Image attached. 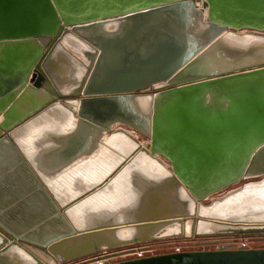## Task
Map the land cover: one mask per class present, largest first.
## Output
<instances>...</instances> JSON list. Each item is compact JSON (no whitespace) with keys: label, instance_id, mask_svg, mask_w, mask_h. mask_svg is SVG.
Masks as SVG:
<instances>
[{"label":"water","instance_id":"1","mask_svg":"<svg viewBox=\"0 0 264 264\" xmlns=\"http://www.w3.org/2000/svg\"><path fill=\"white\" fill-rule=\"evenodd\" d=\"M34 125L44 126L36 141L44 146L27 156L16 136ZM113 135L133 147L101 179L76 176L78 192L55 197L42 174L111 147ZM1 145L39 181L48 207L32 230L0 225V264H65L159 238L264 234V197L247 198L246 184L203 204L264 177V0H0ZM232 198L241 200L213 208ZM100 264H264V247Z\"/></svg>","mask_w":264,"mask_h":264},{"label":"crops","instance_id":"2","mask_svg":"<svg viewBox=\"0 0 264 264\" xmlns=\"http://www.w3.org/2000/svg\"><path fill=\"white\" fill-rule=\"evenodd\" d=\"M51 130L53 125L48 126ZM44 126L34 125L19 130L16 139L27 156L39 154L44 146L36 143L41 137ZM63 131L66 128L61 129ZM107 136V135H105ZM99 151V150H98ZM98 151L91 157H82V160L93 159ZM80 162L71 165L66 171L52 172L42 177L52 184L65 173L78 167ZM40 179V178H39ZM56 192L55 197L64 194L51 187ZM46 191L41 188L39 181L25 168L23 162L11 151L8 145L0 146V225L2 229L13 231H29L35 225H42L47 214Z\"/></svg>","mask_w":264,"mask_h":264},{"label":"rangeland","instance_id":"3","mask_svg":"<svg viewBox=\"0 0 264 264\" xmlns=\"http://www.w3.org/2000/svg\"><path fill=\"white\" fill-rule=\"evenodd\" d=\"M118 126L119 125H114L113 130L118 128ZM122 127L130 132L133 138H135L138 142L147 140L145 137L137 134L136 132H132L129 128L124 126ZM263 179L264 177L249 178L235 183L222 191L211 195L208 199L203 201V204H211L212 201L224 196L230 190L237 189L243 184L258 182ZM248 247H264V234L159 238L113 250H102L93 256L85 257L65 264H97V261L106 262L111 259L136 257L172 251Z\"/></svg>","mask_w":264,"mask_h":264},{"label":"bare ground","instance_id":"4","mask_svg":"<svg viewBox=\"0 0 264 264\" xmlns=\"http://www.w3.org/2000/svg\"><path fill=\"white\" fill-rule=\"evenodd\" d=\"M129 139L124 135H113L108 138V143L111 147H106L102 150H99L96 157L93 159H88L82 161L78 164V167L72 169L69 173H65L63 176L59 177L58 180L51 184L52 187L58 189V192L61 194L71 195L75 192H78L77 188L73 187V180L76 176H80L85 182H95L101 179L106 173H108L112 169L113 162L116 161V156L120 155L119 153H124L129 148L133 147V143L128 141ZM154 162V161H153ZM155 167L153 169L157 171L163 170L162 167L152 163ZM159 167V168H158ZM264 186V179L259 181ZM246 194H248L247 198L252 196H261L264 197V187L254 186V184H246ZM117 192V190H114ZM244 192V191H243ZM242 192V193H243ZM241 193V194H242ZM113 192L104 196L101 200L109 201L112 198ZM239 198H232L229 201H226L223 205H215V209L220 210L219 208L225 206L231 202H240ZM206 209V208H205Z\"/></svg>","mask_w":264,"mask_h":264},{"label":"built area","instance_id":"5","mask_svg":"<svg viewBox=\"0 0 264 264\" xmlns=\"http://www.w3.org/2000/svg\"><path fill=\"white\" fill-rule=\"evenodd\" d=\"M96 263H97V264H100V263H101V261H97Z\"/></svg>","mask_w":264,"mask_h":264}]
</instances>
